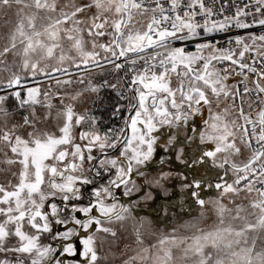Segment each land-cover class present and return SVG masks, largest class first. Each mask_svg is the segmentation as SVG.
I'll use <instances>...</instances> for the list:
<instances>
[{
  "label": "snow or ice",
  "instance_id": "6c2138e0",
  "mask_svg": "<svg viewBox=\"0 0 264 264\" xmlns=\"http://www.w3.org/2000/svg\"><path fill=\"white\" fill-rule=\"evenodd\" d=\"M13 12L0 39V163L18 165V181L0 184V264H100L97 234L115 237L113 221L176 187L211 203L218 223L150 247L137 229L123 264H264V0H0V17ZM104 90L124 126L101 133L74 102ZM53 98L58 131L37 127V105L50 115ZM86 120L80 143L73 127ZM158 147L184 166L172 187V172L148 173ZM209 160L214 184L199 175ZM205 186L219 196L200 198Z\"/></svg>",
  "mask_w": 264,
  "mask_h": 264
},
{
  "label": "rangeland",
  "instance_id": "374dc122",
  "mask_svg": "<svg viewBox=\"0 0 264 264\" xmlns=\"http://www.w3.org/2000/svg\"><path fill=\"white\" fill-rule=\"evenodd\" d=\"M7 19L8 23L5 24L4 20ZM16 16L14 12L10 14L9 17H0V39L12 28L15 26ZM85 36L87 34L85 33ZM102 40H106L107 37L101 38ZM68 41H64V46L68 47ZM11 55H9V59L11 60ZM6 73H0V76H6ZM109 79H113L114 77H108ZM100 77H97L99 80ZM232 83V81H229ZM79 87L78 85H73L67 91L75 92ZM53 88L55 85L53 84ZM48 84L45 81L41 85V90H47ZM103 92L101 93V98L103 96ZM42 99V97H41ZM95 101V103L93 102ZM67 102V100H66ZM82 103V104H81ZM99 103V100L96 99L95 95L92 93H85L80 99V111L88 112H97L99 109H95L94 106ZM54 107L50 110V115H48L49 110L41 105H37L36 107V115L38 117L37 127L41 129H47L49 131H58L57 125L62 124L63 118H57V110L62 107L59 104L58 99L53 98ZM98 106V105H96ZM225 105L221 104L220 108H224ZM75 109V107H74ZM82 109V110H81ZM214 111L216 110V106H213ZM255 109V105H254ZM245 110L247 111V105H245ZM76 111V109H75ZM235 113H230V118L235 117ZM205 119L208 118V114L205 113ZM21 119L20 113H15L10 121L15 122ZM249 155V151L245 148H242V151L239 155L235 156L237 162H243L247 159ZM2 158V157H0ZM163 166L156 170V174L160 171L164 172H174L172 169H167ZM212 165L207 167L199 168V175L205 176L209 183L214 184L211 178H214L219 173V169L210 168ZM18 171V165H5L0 163V184L5 185L6 187L11 181L13 184L18 181L17 176H13V172ZM200 192V191H199ZM200 198L204 199L206 202L217 198L219 193L215 190V188L203 187L202 192L200 194ZM244 194H241V198ZM241 198H237L236 202H241ZM150 204L145 208H143L141 213V220L139 222V229L141 239L143 241V247H150L152 245L157 244V241L163 235H177V236H192L198 230H209L214 227L218 223V217L216 215L215 209L211 203H206L202 208L199 204L197 205L196 200L193 196H191L190 191H187L185 195L178 197H162V199L158 198L155 202L148 201ZM223 203L232 207L229 199L226 197L223 199ZM243 203L247 206L249 201L247 199L243 200ZM167 209V211H165ZM203 213V215H201ZM142 221V223H141ZM227 222V219H226ZM136 222L133 220L129 224L124 223V231L122 233L116 234L115 237L109 236V238L105 239L107 246H104V241L99 242L97 240L98 251L101 257H107V259H101L100 264H123V262L131 255L134 254V250H136L141 245H138L136 240V230H135ZM187 225V226H186ZM175 230V231H174ZM105 236V235H104ZM179 249H173L174 254L179 253Z\"/></svg>",
  "mask_w": 264,
  "mask_h": 264
},
{
  "label": "flooded vegetation",
  "instance_id": "af4514ba",
  "mask_svg": "<svg viewBox=\"0 0 264 264\" xmlns=\"http://www.w3.org/2000/svg\"><path fill=\"white\" fill-rule=\"evenodd\" d=\"M232 82H234V81H232ZM175 84H176V80H175V76H173V86H175ZM132 95L133 94L131 92L128 93L129 97H131ZM80 99L78 101L74 102V107L76 109V112L79 114H82V115H86V116H92V115L96 116L97 117L96 130H99L101 133H103L104 131H106L110 127H123L124 126L123 120H122V115L124 113H122L121 116H116V117L112 116V108L114 106V103L118 99L116 97L115 93H110V92L104 90L102 98L99 100V103L96 104L98 106H96V105L94 106L95 109H97V108L99 109V111H97V112H88V111H86L87 109H85V112L80 111V107H79ZM120 102L122 104L128 103V101H120ZM125 112H126V110H125ZM205 113H207L206 110L204 112V117H205ZM196 119L199 120V116H197ZM199 126L201 128L204 127L202 122L200 123ZM91 128H92V125H91L90 121H87V120L82 122V124L79 126L74 125L73 132L76 136L77 142L85 143L86 141H80L79 140V134L81 131H86V130H89ZM163 131L167 132V131H169V129L166 126H163ZM154 134H156V133H154ZM190 134H192V133H190ZM195 135L197 138V143H199L198 134H195ZM160 139H163V136H161ZM201 147H203V145H201ZM94 154H95V150H94ZM233 158L236 160L235 157H233ZM161 161H163V163ZM210 165H211V162L209 160L207 167L209 168ZM163 166H169V168L168 167H165V168H167L168 170L169 169L174 170V172H172L173 173V179L168 182V186L172 187L173 184L175 183V180H174L175 173L178 171H185L184 166L180 161H176L174 159V155L171 151H164L163 148L158 147L156 150V153L153 156L152 167L148 169L149 175H155L156 170L160 167H163ZM87 167H88V165L85 164L86 169H87ZM210 168H212V167H210ZM218 172H220V170H218ZM229 174L231 175V173H229ZM189 175H191V174H189ZM211 180L215 183L216 176L214 178H211ZM89 187H91V186H89ZM174 191L177 193V195H175L174 197H178L180 199L181 196H183V194L185 195V193L188 190H184L183 192H181L180 189L178 187H176V188H174ZM199 191L201 194L202 189ZM117 195L119 196L120 193L118 192ZM135 198L136 197L133 196V199H135ZM194 198L196 200V197H194ZM127 199L128 198H124L125 201H127ZM160 199H162V197H160ZM85 203H87V198L85 199ZM149 204H150V202H148V201H141L140 204L135 207L131 217L127 218L124 221H113L110 224V226L113 229H115L116 234H118V233H122L124 231V223L129 224L130 222H132L134 220L136 222L135 230L137 231L136 227L140 228V224H139V222L141 220L140 211L143 208H145L146 205L148 206ZM197 205H198V203H197ZM69 226H71V225H69ZM53 228H54V230H63V226H61V225H54ZM109 236L110 235H107L104 233H99V234H97V240L99 242L104 241V246L106 247L107 243L105 242L106 241L105 239L109 238ZM73 240H75L77 246L79 247V240L76 239L75 237H73ZM45 242H47V241L45 240Z\"/></svg>",
  "mask_w": 264,
  "mask_h": 264
},
{
  "label": "built area",
  "instance_id": "2783aa9c",
  "mask_svg": "<svg viewBox=\"0 0 264 264\" xmlns=\"http://www.w3.org/2000/svg\"><path fill=\"white\" fill-rule=\"evenodd\" d=\"M243 2H244V0H234V3H235L236 5H241V6H242ZM232 11H234V7H233ZM233 34H234V32H229V33H228V35H233ZM241 34H242V33H241ZM216 39H222V37L217 36ZM188 50H189V51H192V50H194V48L191 47V46H189ZM246 59H247V57H246ZM218 66H219V65H218Z\"/></svg>",
  "mask_w": 264,
  "mask_h": 264
},
{
  "label": "crops",
  "instance_id": "0c3cea01",
  "mask_svg": "<svg viewBox=\"0 0 264 264\" xmlns=\"http://www.w3.org/2000/svg\"><path fill=\"white\" fill-rule=\"evenodd\" d=\"M85 39H87V36H85ZM65 41H67V40H65ZM89 47H90V45H89Z\"/></svg>",
  "mask_w": 264,
  "mask_h": 264
}]
</instances>
